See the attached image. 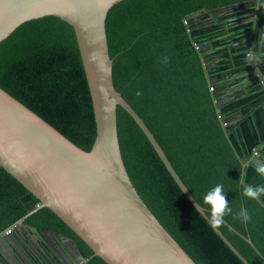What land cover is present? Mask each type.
<instances>
[{
  "label": "trees",
  "instance_id": "obj_1",
  "mask_svg": "<svg viewBox=\"0 0 264 264\" xmlns=\"http://www.w3.org/2000/svg\"><path fill=\"white\" fill-rule=\"evenodd\" d=\"M145 1L149 11L129 54L122 98L142 119L200 206L207 210L204 195L217 184L224 186L233 214L225 216L217 229L249 264H264L245 241L251 240L264 256V203L243 196L241 184L243 177L246 184L264 185V177L255 173L253 165H247L246 174L241 175V161L258 138L253 136L250 118L239 120L254 114L262 128L258 118L263 117L264 93L252 88L249 95L220 108L215 106L220 95L214 96L221 74L246 64L245 52L250 48L241 42L246 39L247 26L242 20L232 21L224 29L203 13L187 19L195 12L241 7L251 0ZM202 53H206V63L217 61L210 74L216 83L207 79ZM164 57L169 63H164ZM0 88L77 147L85 152L91 149L95 123L76 41L5 39L0 43ZM137 91L142 95L137 96ZM238 108L241 118L235 121ZM116 118L128 177L168 234L196 264H243L184 197L132 118L120 107ZM260 135L264 139L263 128ZM38 203L0 168V233ZM241 208H247L250 222L234 218ZM24 224L67 236L85 259L92 255L46 208L33 213ZM86 264L105 263L93 257Z\"/></svg>",
  "mask_w": 264,
  "mask_h": 264
},
{
  "label": "water",
  "instance_id": "obj_2",
  "mask_svg": "<svg viewBox=\"0 0 264 264\" xmlns=\"http://www.w3.org/2000/svg\"><path fill=\"white\" fill-rule=\"evenodd\" d=\"M252 4L263 6L264 0H253ZM227 9L202 10L187 19L203 13L215 20ZM148 11L145 0H0V43L23 37L76 41L95 123L92 147L85 152L0 88V168L39 202L2 231L0 238L24 228L29 216L46 208L92 251L85 259L74 240L45 232L60 244L73 247L75 264H86L93 257L105 264H196L137 194L118 143L116 112L120 107L142 131L184 197L210 225L207 210L192 197L152 133L122 98L129 54ZM253 46L255 51L245 52L247 61L241 68L247 73L233 74L235 70H230L223 72L220 80H264V73L255 66L264 63L261 43ZM201 60L208 81L216 83L210 74L217 61L206 63V53L201 54ZM248 93L242 92V97ZM215 106H222L220 98ZM252 118L255 120L254 114ZM225 131L229 132L227 126ZM260 144L255 160L241 161L242 176L247 165L255 166L259 156L264 159V139ZM212 229L243 264H249L217 228ZM245 241L264 261L251 240Z\"/></svg>",
  "mask_w": 264,
  "mask_h": 264
},
{
  "label": "flooded vegetation",
  "instance_id": "obj_3",
  "mask_svg": "<svg viewBox=\"0 0 264 264\" xmlns=\"http://www.w3.org/2000/svg\"><path fill=\"white\" fill-rule=\"evenodd\" d=\"M252 1L253 0H251L250 4H243L241 7H224L228 9L227 11L222 13L220 17L216 18L215 20L211 17L210 18L212 19L214 24H221L224 29L228 28V24L232 21L238 22L242 20V24H245L247 26L245 32L246 39L244 40V42L248 41L250 48L249 51H255V48L253 49L254 42H260V52L264 54V51H262V48H264V4L263 6L254 5L252 4ZM255 66L260 67L261 71L264 73V63H262L261 65L255 63ZM241 68L235 67L231 70H235L233 74L242 73V75H245L243 73L247 72H243V69L241 70ZM253 72L257 73V68H254ZM247 78L250 79L244 81L242 77H232L228 80H220V82L218 83L220 84L219 92L222 93L226 91V93L220 94L222 106L229 104L232 101H236L239 98H243L242 92H250V89L252 88H254L256 91L264 93V80L259 81L253 77ZM240 110L241 109L239 108L236 109L237 118L234 119L235 121L240 117ZM252 115L253 114H251L250 117L248 115H246L244 118L240 117L241 119L239 120L243 121L250 118L253 124V136L255 138H258L257 131L261 134L262 128L264 129V108L263 117L261 116L258 118V121L262 125V128H259L257 118H255L254 120L252 118ZM261 140L262 139L258 138L255 141V144H257L258 147H255L254 145L251 149H248L246 157L247 160H252L253 157H257L259 155L258 153L259 147L261 146ZM254 147L257 149L255 150L256 154H254V151H252ZM259 159L264 160L262 156H259ZM31 228H33L34 230H32ZM45 232L51 231L25 225L24 228L15 230L13 233H9V236L7 238L1 237L0 264H75L76 253L73 247L69 243L60 244L56 239Z\"/></svg>",
  "mask_w": 264,
  "mask_h": 264
},
{
  "label": "clouds",
  "instance_id": "obj_4",
  "mask_svg": "<svg viewBox=\"0 0 264 264\" xmlns=\"http://www.w3.org/2000/svg\"><path fill=\"white\" fill-rule=\"evenodd\" d=\"M164 63H169L168 57H164ZM136 95L140 96L142 95V93L137 91ZM253 159L255 160L256 157H253ZM254 170L256 174L264 177V160H259V163L255 164ZM241 184L243 185V196L255 200L258 203H264V201H261V197L264 196V185L256 186L246 184L243 177H241ZM223 188L224 186L222 184H217L212 189H210L203 197L204 204L208 206V220L213 228L221 227L224 223V217L233 214V210L229 206V201L226 199ZM234 218L242 219L243 222L251 221V216L247 208H241L240 211L235 214Z\"/></svg>",
  "mask_w": 264,
  "mask_h": 264
},
{
  "label": "built area",
  "instance_id": "obj_5",
  "mask_svg": "<svg viewBox=\"0 0 264 264\" xmlns=\"http://www.w3.org/2000/svg\"><path fill=\"white\" fill-rule=\"evenodd\" d=\"M210 90L212 91V90H213V88H210ZM223 126H226V125L224 124ZM253 153H254V154H256V151H254Z\"/></svg>",
  "mask_w": 264,
  "mask_h": 264
},
{
  "label": "rangeland",
  "instance_id": "obj_6",
  "mask_svg": "<svg viewBox=\"0 0 264 264\" xmlns=\"http://www.w3.org/2000/svg\"><path fill=\"white\" fill-rule=\"evenodd\" d=\"M212 88V87H211ZM219 90H220V88H219ZM213 91V90H212Z\"/></svg>",
  "mask_w": 264,
  "mask_h": 264
}]
</instances>
